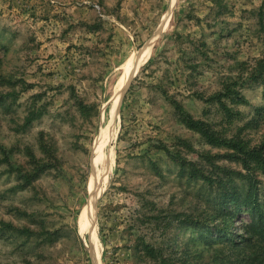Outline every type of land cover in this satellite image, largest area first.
Returning <instances> with one entry per match:
<instances>
[{
  "label": "rangeland",
  "instance_id": "1",
  "mask_svg": "<svg viewBox=\"0 0 264 264\" xmlns=\"http://www.w3.org/2000/svg\"><path fill=\"white\" fill-rule=\"evenodd\" d=\"M182 112L264 141V0H0V264H242L250 215L190 165L247 171Z\"/></svg>",
  "mask_w": 264,
  "mask_h": 264
},
{
  "label": "trees",
  "instance_id": "2",
  "mask_svg": "<svg viewBox=\"0 0 264 264\" xmlns=\"http://www.w3.org/2000/svg\"><path fill=\"white\" fill-rule=\"evenodd\" d=\"M238 94V98L244 101V98ZM212 99L221 100V94L214 95ZM228 114L231 115V110L227 107ZM38 117L35 116V118ZM181 119L188 125L189 128L196 130L206 139V141L215 147H224L233 150L231 154H226L228 158L233 161L239 162L241 167L247 171H235L228 168H222V172L228 178L229 182H225L224 179H216L213 176L200 172L193 164L190 165L194 170L191 172V176L194 178H200L206 180L209 185L217 183L221 189L220 201L218 205L232 211L233 215L246 212L250 215L251 221L244 225L247 237L243 238L248 252L242 258V264H264V201L260 200L259 192L260 188L257 184L256 174H264V141L258 145L250 147L246 142L242 140H232L223 138L213 130L208 123L195 120L189 114L182 112ZM46 165V164H44ZM187 165L183 164L185 168ZM45 168V166H43ZM35 171V172H34ZM33 172L22 173L20 177L25 182H32L42 171L39 169ZM239 177L244 183L239 185L234 183V178ZM229 183H231L229 185ZM234 209L231 210V207ZM21 234H25L26 228H18ZM252 249V250H251ZM247 251V250H246Z\"/></svg>",
  "mask_w": 264,
  "mask_h": 264
},
{
  "label": "bare ground",
  "instance_id": "3",
  "mask_svg": "<svg viewBox=\"0 0 264 264\" xmlns=\"http://www.w3.org/2000/svg\"><path fill=\"white\" fill-rule=\"evenodd\" d=\"M138 60H139V58H138ZM134 61H135V59H134ZM124 70H125L124 71V74H125L124 75V79H123L122 83L117 87V89L115 91V94L112 97V102L113 103H118V101L121 98L122 89L124 88L125 84L128 83V81L131 80V74H132V71H133V60L132 59L125 63ZM98 187H100V186H98V185L95 186V189L92 192V195H91V197L89 199V203H90V200L93 199V197L98 195V192L100 191L99 189L97 190ZM89 203L86 206L89 207ZM88 207H87V210H88V217H89L90 216V214H89L90 210H93V208L95 207V202H94V205L92 206V209L89 210ZM84 214H86V212ZM94 255H95V253H94Z\"/></svg>",
  "mask_w": 264,
  "mask_h": 264
},
{
  "label": "water",
  "instance_id": "4",
  "mask_svg": "<svg viewBox=\"0 0 264 264\" xmlns=\"http://www.w3.org/2000/svg\"><path fill=\"white\" fill-rule=\"evenodd\" d=\"M129 83V82H128ZM128 83L125 84L124 88L122 89V92L125 90L126 86L128 85Z\"/></svg>",
  "mask_w": 264,
  "mask_h": 264
}]
</instances>
